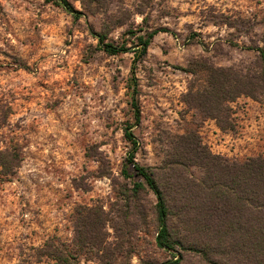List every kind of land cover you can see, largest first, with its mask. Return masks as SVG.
Returning a JSON list of instances; mask_svg holds the SVG:
<instances>
[{
    "label": "rangeland",
    "instance_id": "1",
    "mask_svg": "<svg viewBox=\"0 0 264 264\" xmlns=\"http://www.w3.org/2000/svg\"><path fill=\"white\" fill-rule=\"evenodd\" d=\"M68 1L80 18L45 0H0V153L22 157L0 182V264H55L37 251L54 237L70 245L78 210L94 206L110 218L116 264H161L173 255L156 245L154 196L125 200L133 186L123 176L131 148L124 129L134 122L128 83L137 37L163 30L136 69L140 165L160 167L173 141L189 133L232 160L264 157V97L234 103L230 131L185 102L204 82L202 71L192 72L200 64L255 66L264 0ZM97 35L131 50L110 55ZM79 264L100 262L87 249ZM182 264L204 263L189 254Z\"/></svg>",
    "mask_w": 264,
    "mask_h": 264
},
{
    "label": "trees",
    "instance_id": "2",
    "mask_svg": "<svg viewBox=\"0 0 264 264\" xmlns=\"http://www.w3.org/2000/svg\"><path fill=\"white\" fill-rule=\"evenodd\" d=\"M63 7L74 18L81 17L68 0H45ZM154 30L137 37L131 78L128 83L134 122L127 124L124 136L131 148L123 176L132 181L126 202L135 204L142 195L152 194L149 214L155 220L158 248L173 255L161 264H182L191 254L204 264H264V157L244 161L214 154L197 133L178 136L160 167L148 168L137 162L139 142L133 128L142 121L137 65L146 57ZM98 37L100 49L110 55L127 53L131 48ZM133 48V49H134ZM258 61L246 70L200 64L204 82L193 85L185 102L207 119L216 121L222 131L234 130L232 105L242 97L261 101L264 97V49L251 48ZM19 153H0V182L20 167ZM138 177L140 180L135 181ZM135 206V205H134ZM137 213H144L138 206ZM110 218L101 206L81 207L70 245L50 238L37 252L55 264H79L82 252L93 250L100 264H116L117 252L108 242ZM177 253V254H175Z\"/></svg>",
    "mask_w": 264,
    "mask_h": 264
}]
</instances>
